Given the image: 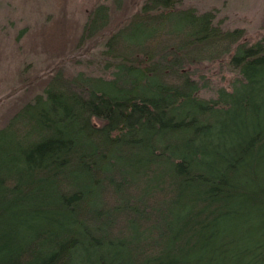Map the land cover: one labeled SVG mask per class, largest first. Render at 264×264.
Segmentation results:
<instances>
[{
  "label": "trees",
  "instance_id": "16d2710c",
  "mask_svg": "<svg viewBox=\"0 0 264 264\" xmlns=\"http://www.w3.org/2000/svg\"><path fill=\"white\" fill-rule=\"evenodd\" d=\"M129 1L75 27V49L99 48L85 68L20 79L0 124V264H264V35ZM64 21L37 34L51 51Z\"/></svg>",
  "mask_w": 264,
  "mask_h": 264
},
{
  "label": "rangeland",
  "instance_id": "374dc122",
  "mask_svg": "<svg viewBox=\"0 0 264 264\" xmlns=\"http://www.w3.org/2000/svg\"><path fill=\"white\" fill-rule=\"evenodd\" d=\"M145 1L130 0L128 9L135 10ZM103 2L107 4V0H0V124L25 93L20 79L45 78L57 66H62L65 72L85 68L84 61L99 48L87 41L75 49L72 42L77 37L75 27L78 29L85 21L90 7ZM181 3L182 7L201 13L213 11L221 28L243 29L251 42L264 35V0H181ZM63 17L64 25L71 27V31L65 36L63 53H59L43 45V38L37 34ZM170 18L166 16L164 20ZM202 72L212 87L227 86L232 77L224 66L213 65ZM200 95L210 97L206 91Z\"/></svg>",
  "mask_w": 264,
  "mask_h": 264
}]
</instances>
